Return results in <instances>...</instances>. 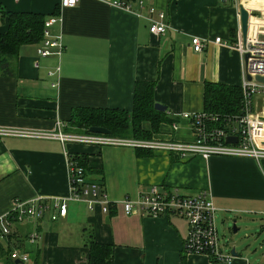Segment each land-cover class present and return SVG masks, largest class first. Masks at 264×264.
I'll return each mask as SVG.
<instances>
[{"label": "crops", "instance_id": "obj_1", "mask_svg": "<svg viewBox=\"0 0 264 264\" xmlns=\"http://www.w3.org/2000/svg\"><path fill=\"white\" fill-rule=\"evenodd\" d=\"M116 1L129 8L99 0H79L65 8L60 7V0H0L4 11L39 13L45 19L61 14L62 21L51 26L50 32L60 34L64 46L59 56L40 57L42 35L7 58L11 74L0 68L1 126L51 130L58 121L65 132H89V127L73 124L78 110L130 112L135 83L153 81L154 104L164 105L165 111H159L162 120L153 132L150 122H142L150 133L147 138L190 141L192 125L182 115L205 111V84L240 87L244 61L235 48L242 41L239 6L248 12L247 36L264 37V0ZM161 13L167 29L152 34L149 18L160 21ZM6 29L0 18V33ZM194 36L204 39L201 51L191 48ZM215 37L220 41L214 42ZM68 157L84 167L89 181L102 183L116 205L102 212L70 203L66 215L55 221L47 214L12 221L10 235L0 240V264H88L92 240L112 246L110 264H250L234 247L223 246L234 254L230 263L186 252L188 223L184 218L142 211L126 214L122 201L136 199L157 184L184 194L207 190L217 210L264 211V161L221 156L181 159L174 153L139 148L3 137L0 216L16 199L67 195ZM226 180L249 186L233 189ZM33 231L39 237L30 244L27 237ZM14 248L27 253V263L11 258Z\"/></svg>", "mask_w": 264, "mask_h": 264}, {"label": "built area", "instance_id": "obj_2", "mask_svg": "<svg viewBox=\"0 0 264 264\" xmlns=\"http://www.w3.org/2000/svg\"><path fill=\"white\" fill-rule=\"evenodd\" d=\"M108 4L129 8L116 0H99ZM79 0H60V7L75 6ZM153 9H150L152 13ZM159 20L149 18L152 23L149 32L162 34L167 25L162 22L164 15L158 14ZM62 21L61 14H53L44 20L43 43L38 48L40 57L59 56L64 46L60 34H52L50 27ZM215 37L214 42H219ZM204 39L198 36L191 38V48L198 52L204 47ZM243 57L240 113L233 116H219L216 113L200 111L183 113L190 120L193 139L190 141L160 140L156 138H135L105 135L91 132L69 133L63 131L58 122L54 129L36 130L0 125V139L3 137L43 138L59 140L61 143L109 145L131 149L176 154L185 159L190 156H211L250 158L260 164L264 161V82L257 81L256 75L264 76V37L262 39L246 37L245 42L238 41L235 47ZM249 57L244 60V55ZM247 76L251 78L248 79ZM54 86V84H52ZM176 129L177 125L174 124ZM227 136H235V142H227ZM69 191L65 196L36 197L30 201L14 200L11 209L0 216V240L10 235L12 221L27 218L38 219L48 215L50 221L64 217L70 203H83L88 210L99 208L107 212L117 202L109 198L105 186L100 182L89 181L86 171L75 159L68 157ZM126 214L145 212L151 216L174 215L184 218L188 223L183 249L189 253L203 254L211 261L230 263L234 259L231 251H225L220 243L215 223L217 211L211 194L199 190L194 194H184L177 190H166L161 185L153 184L140 193L136 199L126 198L122 201ZM39 235L36 231L29 233L27 242L33 244ZM12 259L28 261L27 253L14 248L10 251Z\"/></svg>", "mask_w": 264, "mask_h": 264}, {"label": "trees", "instance_id": "obj_3", "mask_svg": "<svg viewBox=\"0 0 264 264\" xmlns=\"http://www.w3.org/2000/svg\"><path fill=\"white\" fill-rule=\"evenodd\" d=\"M0 18L7 29L0 33V68L11 74L7 58L15 56L23 44L37 42L42 38L44 16L32 12L0 10ZM154 82L137 81L134 88V107L128 112L121 109H80L73 124L87 129L103 126L119 136L149 137V131L142 128L148 121L153 132L162 120L161 113L154 108L152 92ZM204 110L219 116H233L240 113L241 89L238 86L207 82L204 87ZM88 264H110L112 246L92 240L88 244Z\"/></svg>", "mask_w": 264, "mask_h": 264}, {"label": "rangeland", "instance_id": "obj_4", "mask_svg": "<svg viewBox=\"0 0 264 264\" xmlns=\"http://www.w3.org/2000/svg\"><path fill=\"white\" fill-rule=\"evenodd\" d=\"M262 101L264 108V99ZM245 174L248 177L251 176H249L247 169ZM225 184L233 187V189H245L249 186V184L246 185L240 181L230 183L226 180ZM215 223L220 243L224 248L232 249L234 247L236 252L246 255L250 264H264V211L249 209L239 212L233 209L226 211L218 209L215 213ZM233 224L236 231H233Z\"/></svg>", "mask_w": 264, "mask_h": 264}, {"label": "water", "instance_id": "obj_5", "mask_svg": "<svg viewBox=\"0 0 264 264\" xmlns=\"http://www.w3.org/2000/svg\"><path fill=\"white\" fill-rule=\"evenodd\" d=\"M239 13H240V27H241V33H242V41L245 42L246 37H247V31H248V12L243 6H239ZM249 57V54L246 53L244 55V60L246 61L247 58ZM248 79H250V76H247ZM255 79L260 82H264V76L256 75ZM154 108L158 111H165V106L161 105L159 103L154 104ZM89 132L92 133H103V134H110L111 131L107 129L106 127L102 126H90L88 128ZM227 142H235L236 137L235 136H227L226 137ZM233 231H236V227L233 224ZM234 252V249H233Z\"/></svg>", "mask_w": 264, "mask_h": 264}]
</instances>
